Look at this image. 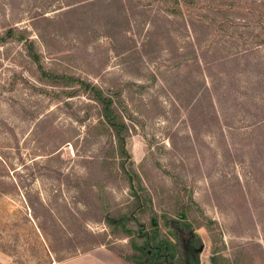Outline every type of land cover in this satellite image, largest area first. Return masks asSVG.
Wrapping results in <instances>:
<instances>
[{"label":"rangeland","instance_id":"374dc122","mask_svg":"<svg viewBox=\"0 0 264 264\" xmlns=\"http://www.w3.org/2000/svg\"><path fill=\"white\" fill-rule=\"evenodd\" d=\"M173 1L0 0V34L26 29L46 70L119 91L134 116L125 118L127 167L163 199L186 185L227 252L264 243V44L252 40L260 28L237 12L217 27L189 16H211V0H175L183 15L172 14ZM244 1L264 9V0ZM45 83L23 42L0 43V264H133L100 241L131 252L128 237L98 220L124 202L126 186L111 178L101 200L97 186L85 189L88 213L73 184L108 177L97 105ZM235 177L252 220L228 195ZM171 231L179 251L171 264H186L184 242L202 245L200 264H210L205 227L185 241Z\"/></svg>","mask_w":264,"mask_h":264},{"label":"trees","instance_id":"16d2710c","mask_svg":"<svg viewBox=\"0 0 264 264\" xmlns=\"http://www.w3.org/2000/svg\"><path fill=\"white\" fill-rule=\"evenodd\" d=\"M173 2L174 6L175 3H178L175 0ZM255 6V2L247 5L244 0H211V16L190 12H186V15L190 13L189 16L207 20L217 27L224 22L234 23L233 16L228 12L241 13L242 18L247 19L244 25L254 24L260 28L253 35L252 40H256L258 44H264V9ZM179 9L176 6L169 8L170 13L183 15L182 10ZM216 31L221 30L216 28ZM13 39L24 43L28 56L36 64L40 78L46 82L45 84L71 87L72 90L68 92L69 96L80 91L97 105L96 116L103 124L102 132L107 135V146L105 144L103 146L105 153L100 156V162L109 165L107 166L108 177L102 181L77 180L73 184L77 187V192L89 213L90 201L84 199V190L88 189L90 193L95 192L94 186H97V198L101 200L105 190L104 186H107L105 182L110 181L111 178L115 181L121 180V184H124L128 190L127 198L121 205H115L113 211L98 220L107 224L108 232L112 237L118 236L120 233L128 237L132 251L118 252L109 245V241H105L103 238L100 239L101 243L133 264H159L158 257H163L167 264H171L173 258L179 254L171 228H176L178 239L185 241L188 237L191 239V236L198 235V229L205 227L212 236L210 264H241L245 258H249V262L252 264H264V243L252 238L235 244L232 251H226L221 229L216 225L215 220L202 213L192 191L189 190L188 193H185L186 185L168 189L167 197L163 199L160 191L154 192L149 185L144 183L142 175L138 171L127 167L125 159L129 153L125 148V143L126 137L129 135V127L125 118L134 116L126 109L127 106L119 91H104L98 85L81 77L46 70L40 62V54L34 48V41L29 38L26 29L11 26L0 34V43H6ZM234 179V183L228 188V195L235 204L238 215L252 220L253 213L247 201L246 191L239 178L235 177ZM178 219L183 221L185 228L182 230L177 227ZM185 231L187 237L184 236ZM84 232L87 234V231ZM248 234L251 236L250 233ZM59 238L63 240L66 237L61 233ZM183 262L184 259L181 258L179 264H183Z\"/></svg>","mask_w":264,"mask_h":264},{"label":"water","instance_id":"95a60500","mask_svg":"<svg viewBox=\"0 0 264 264\" xmlns=\"http://www.w3.org/2000/svg\"><path fill=\"white\" fill-rule=\"evenodd\" d=\"M202 245H200V247L195 248V251L198 252L199 249H201ZM104 264V263H102ZM186 264H200V257L199 254H194L191 252V250H189L186 253Z\"/></svg>","mask_w":264,"mask_h":264},{"label":"flooded vegetation","instance_id":"af4514ba","mask_svg":"<svg viewBox=\"0 0 264 264\" xmlns=\"http://www.w3.org/2000/svg\"><path fill=\"white\" fill-rule=\"evenodd\" d=\"M190 246H191L190 243L187 244V243L184 242V243L182 244V248H183V250H182V248H181V250L184 251L185 256H186V253H187L189 250H191L192 253L197 254V251H195L194 247H190Z\"/></svg>","mask_w":264,"mask_h":264}]
</instances>
